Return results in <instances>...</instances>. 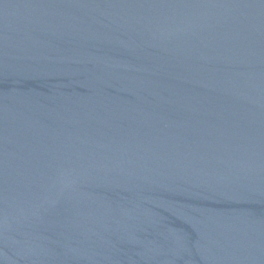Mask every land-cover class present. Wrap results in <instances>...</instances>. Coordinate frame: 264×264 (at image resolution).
Listing matches in <instances>:
<instances>
[{
	"label": "water",
	"instance_id": "1",
	"mask_svg": "<svg viewBox=\"0 0 264 264\" xmlns=\"http://www.w3.org/2000/svg\"><path fill=\"white\" fill-rule=\"evenodd\" d=\"M0 264H264V0H0Z\"/></svg>",
	"mask_w": 264,
	"mask_h": 264
}]
</instances>
